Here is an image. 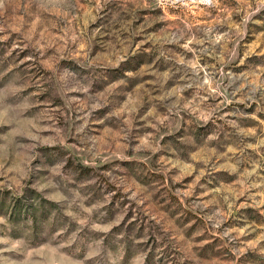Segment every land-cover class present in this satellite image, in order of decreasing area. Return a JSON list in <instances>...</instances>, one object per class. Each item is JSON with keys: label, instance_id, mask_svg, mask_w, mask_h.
Listing matches in <instances>:
<instances>
[{"label": "rangeland", "instance_id": "obj_1", "mask_svg": "<svg viewBox=\"0 0 264 264\" xmlns=\"http://www.w3.org/2000/svg\"><path fill=\"white\" fill-rule=\"evenodd\" d=\"M0 264H264V0H0Z\"/></svg>", "mask_w": 264, "mask_h": 264}]
</instances>
